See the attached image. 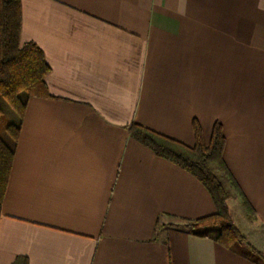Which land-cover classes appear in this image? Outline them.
<instances>
[{"label":"crops","instance_id":"0c3cea01","mask_svg":"<svg viewBox=\"0 0 264 264\" xmlns=\"http://www.w3.org/2000/svg\"><path fill=\"white\" fill-rule=\"evenodd\" d=\"M20 1L50 97L23 95L19 139L2 138L14 160L0 264H255L215 229H183L216 213L211 195L129 132L192 148L195 123L206 146L221 125L224 164L262 224L221 182L231 214L264 256V0Z\"/></svg>","mask_w":264,"mask_h":264},{"label":"trees","instance_id":"16d2710c","mask_svg":"<svg viewBox=\"0 0 264 264\" xmlns=\"http://www.w3.org/2000/svg\"><path fill=\"white\" fill-rule=\"evenodd\" d=\"M21 1L0 0V96L17 113L21 123L25 105L20 94L29 98H49L45 78L50 67L45 61L44 53L34 43L21 44ZM2 112L0 109V116ZM21 124L9 123L5 127L15 143L20 135ZM131 136L143 146L151 149L155 155L165 159L195 177L209 192L216 207V213L195 221H189L183 229L197 233L215 229L211 238L221 246L233 250L255 264H264V256L256 249H245L246 237L240 232L233 220L230 197L219 178L210 166H218L229 178L232 188L240 196L242 206L255 225L262 224L261 218L254 211L231 177L223 161L226 140L220 124L213 128L211 140L206 146L202 132L197 123L194 124L195 146L190 148L176 140L160 135L139 125L129 127ZM14 160V150L10 148L0 135V203L3 201L9 175ZM208 236L207 233H202ZM20 264H27L23 260Z\"/></svg>","mask_w":264,"mask_h":264},{"label":"rangeland","instance_id":"374dc122","mask_svg":"<svg viewBox=\"0 0 264 264\" xmlns=\"http://www.w3.org/2000/svg\"><path fill=\"white\" fill-rule=\"evenodd\" d=\"M23 95H26L25 93H22L20 94V99L23 103V99H24V96ZM0 109H1V116H0V135L2 138L5 139V141L7 140V135L5 133V127L7 124L9 123H12L14 125L17 126V123H18V116H17V113H15L13 111V109L4 101V99L0 96ZM12 139V138H11ZM10 145H12V141L10 140ZM211 170L213 171V173L218 177L220 178L219 180L224 184V186L227 188L228 190V185H227V182L230 183V180L229 178L226 176V174L216 165H211L210 166ZM217 174H216V173ZM223 176V177H222ZM227 181V182H226ZM231 185V183H230ZM232 187V185H231ZM230 189V188H229ZM233 192L235 193V199H237L240 203V205L242 206V200L240 198V196L235 192L234 189H232ZM233 198V197H232ZM238 208L234 205V213H235V217L237 219H239V214H238ZM242 211V210H241ZM198 232V231H197Z\"/></svg>","mask_w":264,"mask_h":264}]
</instances>
